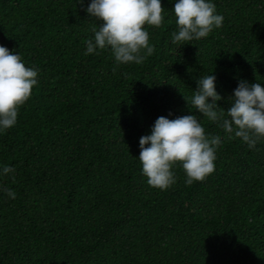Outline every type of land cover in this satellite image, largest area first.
Returning <instances> with one entry per match:
<instances>
[{"label": "trees", "instance_id": "trees-1", "mask_svg": "<svg viewBox=\"0 0 264 264\" xmlns=\"http://www.w3.org/2000/svg\"><path fill=\"white\" fill-rule=\"evenodd\" d=\"M221 26L173 43V0L147 25L153 51L117 63L110 48L85 52L102 18L80 0H0V44L37 69V83L0 131V264H264V140L249 148L219 135L214 170L150 186L139 137L159 115L186 114L196 79L210 72L230 106L238 80L264 85V0H213ZM189 101L187 102L185 100ZM210 99V98H209Z\"/></svg>", "mask_w": 264, "mask_h": 264}, {"label": "clouds", "instance_id": "clouds-1", "mask_svg": "<svg viewBox=\"0 0 264 264\" xmlns=\"http://www.w3.org/2000/svg\"><path fill=\"white\" fill-rule=\"evenodd\" d=\"M84 0H80L83 4ZM161 0H88L84 10L90 17L102 18L85 41V52L110 48L117 63H140L153 51L145 24L159 26L163 20ZM176 30L172 42L185 43L205 37L221 26L222 14L215 11L213 0H173ZM37 83V69L25 66L18 52L0 44V131L16 122L18 107ZM185 98V97H184ZM210 98V99H209ZM221 93L215 86V74L196 79L186 114L169 118L159 115L150 132L139 137L138 153L141 171L150 186L165 189L175 182L173 166L177 161L185 172V183L203 180L214 170L219 135L204 131L197 115L215 122L229 136L239 137L253 148L264 140V85L246 79L238 80L232 89L230 106L220 108ZM186 100V98H185ZM187 105L189 101L186 100ZM13 171L9 164L0 165V175ZM0 192L14 198L13 189L0 186Z\"/></svg>", "mask_w": 264, "mask_h": 264}]
</instances>
